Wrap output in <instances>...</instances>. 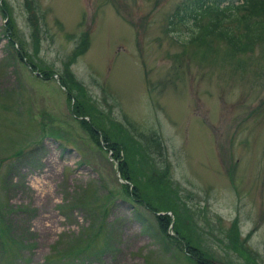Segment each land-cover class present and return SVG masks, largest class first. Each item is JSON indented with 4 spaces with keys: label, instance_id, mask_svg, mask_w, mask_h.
Here are the masks:
<instances>
[{
    "label": "rangeland",
    "instance_id": "rangeland-1",
    "mask_svg": "<svg viewBox=\"0 0 264 264\" xmlns=\"http://www.w3.org/2000/svg\"><path fill=\"white\" fill-rule=\"evenodd\" d=\"M182 1L0 0V264H191L160 242L81 119L116 121L141 143L157 134L152 169L195 211L199 247L216 263L264 264V41L232 54L209 35L190 40L210 17L169 25ZM65 73L101 114L75 116ZM135 171L140 183L150 173Z\"/></svg>",
    "mask_w": 264,
    "mask_h": 264
},
{
    "label": "trees",
    "instance_id": "trees-1",
    "mask_svg": "<svg viewBox=\"0 0 264 264\" xmlns=\"http://www.w3.org/2000/svg\"><path fill=\"white\" fill-rule=\"evenodd\" d=\"M204 16L210 17V20L202 31L199 26L198 32L190 40L205 41L204 36L209 35L214 39L223 41L232 54L248 53L254 49V46L264 41V0H184L175 6L168 21L169 25L172 26L175 23H183L187 21L186 19H195L193 22L197 25L200 22V18ZM28 17L30 18L31 15L29 14ZM6 18V22L8 21L9 23L10 18L8 16ZM33 25L34 23H31L33 27L29 36L31 39L34 38V33L38 31V28ZM5 31L6 34L9 33L7 37L9 43L10 36L14 34V30L11 26H8ZM82 39L73 52V58L86 48L84 38ZM35 47L36 45L33 46L34 53L37 49ZM22 55L24 58L26 57V55ZM29 64L34 69L36 68L37 64H32L31 62ZM71 77L70 73L58 75L62 87L75 100L76 106L71 107L75 116H87L83 113L91 115L92 110L101 114V111L97 109L92 100L91 102L81 95L83 94L82 89H78L80 85L78 86ZM80 124L91 136L95 132L98 133V131L101 133L103 140L107 144V149L112 152V159L119 161L118 172L120 178L127 179L131 184L130 189H128L129 185L125 186L123 193H126V197L131 202L136 203L137 206L140 205L152 214V219H154L156 224V228L153 227L154 231L157 230V235L158 232L161 233L160 242L165 246L174 247L177 254H182L183 251L182 256L184 255L185 259L191 264L194 262L196 264H220L214 262L212 256H209L204 248L199 247L198 243L202 242L198 238V231L201 226L194 221L195 211L187 204L185 199L179 198L178 191L172 186L170 180H167V170L164 168L161 173H156V170L152 169L155 165L154 161H157V165L163 162L161 159V141L157 134L151 133L147 135L143 143H141L137 139L136 141L135 139L125 138L132 136L129 132L130 136L126 135L124 133V130H126L124 128L126 127L123 126V128L116 121H111L107 130L101 128L100 125L91 128L83 119H81ZM139 163L140 166L144 164V167L146 166L150 171L143 177V183L137 181L140 174L136 173L135 169H138ZM169 212L172 215L171 221L170 216L167 214ZM134 218L143 225L142 232L148 233L147 230L150 229V224L147 220L145 221L144 216H134ZM170 224L172 235L166 233ZM232 229L233 227L226 233L227 240L231 243L230 247L243 254L237 248L240 245V241H238L236 230L232 231ZM3 232L6 233L7 231H0V235ZM68 256L71 255L66 254L64 258ZM245 259L247 258L245 257ZM66 264H73V262Z\"/></svg>",
    "mask_w": 264,
    "mask_h": 264
}]
</instances>
